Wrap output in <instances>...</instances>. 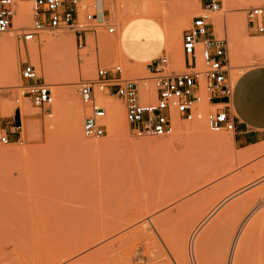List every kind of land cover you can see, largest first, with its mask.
<instances>
[{"label": "rangeland", "instance_id": "obj_1", "mask_svg": "<svg viewBox=\"0 0 264 264\" xmlns=\"http://www.w3.org/2000/svg\"><path fill=\"white\" fill-rule=\"evenodd\" d=\"M16 1L18 20L30 25L32 2L27 0L29 18L22 19L21 3ZM105 1L117 31L144 11L143 0ZM245 1L234 0L231 5L225 0V16L237 14L244 23L240 33L244 43L236 50L226 25L235 79L246 68L264 64V48L245 43L264 41V34L247 30L245 12L264 0ZM195 2L199 1L189 2L192 16L199 7ZM181 5L168 2L153 15L166 36L169 28L174 31V48L165 51L177 66L182 34L192 20L182 25L181 32L175 30ZM93 11L90 6L86 10ZM218 32L222 33V26ZM42 35L38 42L23 44L14 32L0 34V39L12 40L11 48L18 54L9 66L16 71V80L6 82L0 77V86L7 87L0 104H10L9 110H0V135L21 122L14 121L17 93L22 98L24 134L21 144L0 143V264H51L57 256L61 260L56 264H264L258 254L264 247L257 248L247 232L255 224L249 225L251 221L264 212V149L249 156L252 148L239 149L234 132H214L204 119L181 121L168 136L136 137L123 101L113 94L99 97L107 108L105 135L86 138L82 126L87 109L78 83L96 77L101 65L145 75L147 63L126 60L110 41L102 46L100 36L117 35L104 27L97 33L88 31L82 49L73 29L44 30ZM33 45L38 47L37 55L31 52ZM27 49L32 56L26 59ZM25 60L35 64L41 81L52 89L51 113L34 107L22 97L25 89L17 87L26 83L21 78ZM66 96L71 100L70 115L59 123ZM197 122L202 124L199 132ZM220 163L230 168L221 172Z\"/></svg>", "mask_w": 264, "mask_h": 264}, {"label": "built area", "instance_id": "obj_2", "mask_svg": "<svg viewBox=\"0 0 264 264\" xmlns=\"http://www.w3.org/2000/svg\"><path fill=\"white\" fill-rule=\"evenodd\" d=\"M30 1L29 25V21L18 20L16 0H0V34L14 32L17 41L28 44L38 42L44 30L70 28L75 31L82 49L88 42V31L97 33L104 27L109 33L117 32L118 26L111 22V11L105 0H95L93 12H86L90 6L86 0ZM198 1L199 7L182 34L181 65L177 66L170 55L162 52L146 64L145 75H129L128 70L120 66L101 65L97 67L96 77L78 83L80 99L87 109L82 126L86 138L105 135L107 108L99 97L112 94L123 101L126 119L136 137L168 136L176 131L179 122L200 119H204L214 132L235 131L238 120L233 107L236 79L231 73L224 21L225 0ZM108 3L111 4V0ZM245 12L247 30L251 34H264V4L249 6ZM220 26L222 33L218 32ZM31 56L27 49L23 57ZM21 78L26 81L17 86L25 89L22 97L29 99L34 107L50 113L54 102L52 89L41 81L31 60L24 61ZM5 88L0 86V99L6 94ZM14 99L21 122L12 130L1 133L3 145L24 142L22 98L17 93Z\"/></svg>", "mask_w": 264, "mask_h": 264}, {"label": "crops", "instance_id": "obj_3", "mask_svg": "<svg viewBox=\"0 0 264 264\" xmlns=\"http://www.w3.org/2000/svg\"><path fill=\"white\" fill-rule=\"evenodd\" d=\"M116 33L123 57L132 63L145 64L166 52V32L155 17H134ZM103 36L102 46L109 43L102 44ZM233 107L238 118L234 131L238 148L253 149L264 143V64L246 68L236 79ZM14 121H20L17 110Z\"/></svg>", "mask_w": 264, "mask_h": 264}, {"label": "bare ground", "instance_id": "obj_4", "mask_svg": "<svg viewBox=\"0 0 264 264\" xmlns=\"http://www.w3.org/2000/svg\"><path fill=\"white\" fill-rule=\"evenodd\" d=\"M89 4H90V7H94V4H95V0H86ZM194 1V0H193ZM228 3H230L231 5H232V3L234 2V0H226ZM243 2L245 1V0H242ZM247 1V0H246ZM245 1V2H246ZM253 2H255L256 0H252ZM27 0H20V10H19V14H20V17L22 18V19H25V18H29V15H28V13H29V11H28V5H27ZM168 2H173V3H176V2H180V3H182L183 5H181V6H178L177 7V9L180 11V13H181V16L180 15H176L175 16V19H174V28H175V30H177V31H179V32H181L182 31V29H183V24H185L187 21H189V20H191L192 19V14H190L189 12H190V0H163V1H157V0H143V7H144V11H143V15H145V16H151V17H154L153 15H154V11L156 10V8H158L159 6H161V5H164V4H167ZM195 6H199V2H195V4H194ZM190 8V9H189ZM194 8V7H193ZM196 9V8H195ZM194 9V10H195ZM241 17V16H240ZM225 19V21H226V25H228V28L230 29V38H231V40H232V47H234V49L236 50V49H239L238 47H241L240 45L242 44V43H244V40H242V38L243 37H241L242 35L240 34L244 29V23H242L241 21H240V18H239V15H237V14H229V15H226L225 17H224ZM244 22V21H243ZM243 24V25H242ZM43 35H42V32H41V36L40 37H42ZM108 41H110L111 43H115L116 44V46H118L119 47V50H120V52H122L121 51V49H120V42H119V39H118V34L116 35V36H112V38L111 39H108V38H102V44H105V43H107ZM243 41V42H242ZM61 42H64L63 40L61 41ZM247 45H248V47H252V48H264V41H261V40H259V41H253V42H251V41H249V43L246 41L245 42ZM35 44V43H34ZM11 45H12V40H10V39H0V60H1V62H3V68H2V70L0 71V77H1V79H3L4 81H6V82H13V81H15L16 80V71H14V70H12L9 66L10 65H12V63H14V62H16V60H18V54H17V52L15 51V50H12V48H11ZM174 45H175V35H174V31H173V29L172 28H169L168 29V35H167V44H166V48H174ZM246 45V46H247ZM31 52L33 53V54H35V55H37L38 54V47L36 46V45H33L32 47H31ZM26 54V53H25ZM76 55V54H75ZM122 55V54H121ZM63 57H64V55H63ZM63 60V59H62ZM62 62V61H61ZM183 62V59L181 58L180 59V64ZM64 65H66V64H64V62L63 63H61V68L62 67H64ZM76 69V68H75ZM64 70V69H63ZM63 101H62V104H61V106H60V111H59V113H60V116H58V118H59V120H57V122H59V123H61V122H65V121H67V119L69 118V115H70V104H71V100H70V98H68V96H66V97H64V99H62ZM21 106V108H22V112H23V106L22 105H20ZM10 109V104L8 103V102H4V103H1L0 104V110H2V111H7V110H9ZM12 109V112H14L15 111V107H12L11 108ZM51 113V112H50ZM53 115V114H52ZM51 123V122H50ZM198 124L200 123V122H197ZM198 124H196V125H198ZM53 125H55V124H53ZM202 124L200 123L198 126H197V131L198 130H203L202 129V126H201ZM177 127H179V126H177ZM183 127V126H182ZM196 127V126H195ZM194 127V128H195ZM191 128H192V125H191ZM188 131V130H187ZM178 132V131H177ZM199 132V131H198ZM205 133V132H204ZM201 134V133H200ZM203 134V133H202ZM224 144V143H223ZM261 149H264V147H258V148H253L252 150H250L249 152H248V155L250 156V155H254V154H257ZM244 155H247V152H246V154H244ZM231 160V159H230ZM229 159H228V162L230 161ZM232 162V161H231ZM219 165H221V172H224V171H226V169L228 168L227 167V164L225 165H223L222 163H220ZM218 165V168L220 169V166ZM225 167V169H224V167ZM217 168V169H218ZM230 168V167H229ZM228 168V169H229ZM218 169V170H219ZM255 201V200H254ZM250 206V205H249ZM254 206V205H253ZM252 206V207H253ZM257 206V205H256ZM157 207H159V206H157ZM251 207V208H252ZM248 208V207H247ZM260 213V212H259ZM261 213H263L264 214V212H261ZM261 213L260 214H258L257 215V219L256 218H254L253 220L254 221H251V223L249 224V225H252L253 223L252 222H255V224H253L252 226L254 227H252V228H250L249 226H248V230H250L251 231V235H250V232L247 230V232L249 233V237H250V240H251V242L252 243H254L253 242V240L255 241V246L257 245V248L258 247H260V245H261V247L263 246L264 247V228H263V222H264V219L262 220L260 217H263V215L261 216ZM169 214H170V212H169ZM173 216V215H172ZM162 217V216H161ZM165 216H163V218H164ZM167 217V216H166ZM177 217V216H176ZM168 218V217H167ZM175 218V217H174ZM165 219V218H164ZM255 219H256V221H255ZM156 220V219H155ZM155 220H154V222H155ZM261 222V223H259V221ZM157 221H158V217H157ZM161 221V220H160ZM170 221H172V220H170ZM165 222V221H164ZM157 223H160V222H156V224ZM257 223V224H256ZM163 224V223H162ZM259 224V225H258ZM261 224H262V227H260L261 226ZM158 225V224H157ZM164 225V224H163ZM162 226V225H161ZM176 226V225H175ZM174 226V227H175ZM257 228H256V227ZM229 227H230V225H229ZM262 228V231H260V228ZM256 228V229H255ZM259 228V231L257 232L256 230ZM160 229V228H159ZM252 229L254 230L255 229V231H252ZM223 231V230H222ZM259 232H260V234H259ZM262 232V233H261ZM245 233H246V231H245ZM252 233H254V234H252ZM256 233H257V235H256ZM226 234V233H225ZM247 234V233H246ZM248 235V234H247ZM248 237V236H247ZM240 240V239H239ZM249 241V240H248ZM240 242H241V240L238 242V246L239 245H241L240 244ZM247 242V240L246 241H244L243 243H246ZM250 242V241H249ZM224 243V242H223ZM225 249V248H224ZM239 249V248H238ZM248 250V249H247ZM239 251V250H238ZM227 252V251H226ZM258 252V251H257ZM262 252V253H261ZM263 249H261L260 250V252H258V254H259V256L261 257L262 256V258H264V254H263ZM262 255H261V254ZM243 254V253H242ZM226 256V255H225ZM58 257V256H57ZM57 257H55V258H52L51 260H50V262L53 260V262L51 263V264H56V263H58L60 260H61V258H57ZM251 257V256H250ZM261 258V260H264V259H262ZM49 262V263H50ZM234 262V261H233ZM263 262V261H262ZM261 264V263H260Z\"/></svg>", "mask_w": 264, "mask_h": 264}, {"label": "trees", "instance_id": "obj_5", "mask_svg": "<svg viewBox=\"0 0 264 264\" xmlns=\"http://www.w3.org/2000/svg\"><path fill=\"white\" fill-rule=\"evenodd\" d=\"M17 116L19 117L20 115H19V111H17Z\"/></svg>", "mask_w": 264, "mask_h": 264}]
</instances>
